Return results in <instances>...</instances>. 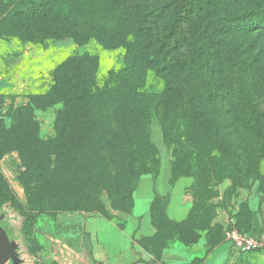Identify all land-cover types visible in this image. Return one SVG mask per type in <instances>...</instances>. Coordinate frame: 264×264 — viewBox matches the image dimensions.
<instances>
[{
	"label": "trees",
	"instance_id": "16d2710c",
	"mask_svg": "<svg viewBox=\"0 0 264 264\" xmlns=\"http://www.w3.org/2000/svg\"><path fill=\"white\" fill-rule=\"evenodd\" d=\"M89 1L94 11L84 9L87 0H0V8L15 5L13 15L70 21L82 38L98 39L93 30L105 20L113 35L106 47L124 49L122 63L102 84L95 55L86 71L76 59L47 93L62 104L54 139L40 137L33 104L21 108L32 117L18 146L32 207L96 211L106 190L115 208L127 210L138 180L159 175L160 152L151 137L156 117L167 143L176 127L193 135L204 126L226 159L231 195L258 184L264 202V0H143L146 7L139 8L131 0ZM221 128L229 132L222 135ZM4 129L1 124L0 134ZM233 211L241 228L263 221L249 199L238 198Z\"/></svg>",
	"mask_w": 264,
	"mask_h": 264
},
{
	"label": "rangeland",
	"instance_id": "374dc122",
	"mask_svg": "<svg viewBox=\"0 0 264 264\" xmlns=\"http://www.w3.org/2000/svg\"><path fill=\"white\" fill-rule=\"evenodd\" d=\"M87 1L84 9L94 11L96 5ZM151 3L147 0V4ZM130 5L146 7L143 0H131ZM0 9V125H5L0 134V215L10 217L2 224L21 244L15 264H264V252H241L226 240V232L233 226L253 235L264 230V202L257 192L258 184L251 190L237 187L234 193L239 191L253 209L262 210L263 221L241 228L233 217L240 197L231 195L233 180L224 171L226 159L204 126H196L193 135L176 127L167 143L159 118H154L151 137L160 152L159 175L163 167L167 174L166 194L157 192L159 175H143L127 210L115 208L106 190L101 194L104 205L96 211L42 213L32 207L23 182L26 168L18 149L25 142L29 116L21 108L33 104L40 137L54 139L56 116L62 104L55 102L58 96L52 98L47 93L55 91L65 73H71L76 59L78 67L86 71L92 67L95 55L99 59L98 83L102 84L109 71L122 63L124 49L106 47L113 35L105 20L93 30L100 36L98 39L82 38L84 31L69 29L70 21L68 24L62 19L13 15L15 5L10 3ZM107 16L103 14L102 18ZM190 24L191 21L185 27L187 31ZM121 42L114 41L118 45ZM169 117L172 120V115ZM228 132L221 128L222 135ZM5 139H9L6 148L1 145ZM261 170L264 172V162ZM174 196L178 203L189 207L191 217H171L169 205ZM146 213H150L155 225L154 235L136 238L135 234H124L136 227ZM80 238L87 240L86 257L77 256L72 247Z\"/></svg>",
	"mask_w": 264,
	"mask_h": 264
},
{
	"label": "crops",
	"instance_id": "0c3cea01",
	"mask_svg": "<svg viewBox=\"0 0 264 264\" xmlns=\"http://www.w3.org/2000/svg\"><path fill=\"white\" fill-rule=\"evenodd\" d=\"M165 167H163V171L160 173L157 183H156V188L157 192L159 194H166L168 192V186H167V174L164 172ZM178 187V186H177ZM177 192V191H176ZM176 196L173 197V200L171 201L169 205V214L173 219L176 220H184L189 216V207L184 205L183 203H178L177 202ZM221 216V215H220ZM219 216V217H220ZM222 219V216L220 217ZM6 220V219H5ZM8 220V219H7ZM8 229V235L12 240H15L17 243L20 244L19 240L15 237L13 232L9 228ZM156 233V228L152 223V218L150 213H146L145 215L141 216L136 227L132 228L131 230H127V233L125 232L124 234H129L132 236L133 234L136 235V238H141L142 236H152ZM77 242L74 243L73 240V248L75 249V252L81 255V257L84 255L86 257V252H84L85 248H87V240L80 238L79 240H76ZM92 259V258H91ZM93 260V259H92Z\"/></svg>",
	"mask_w": 264,
	"mask_h": 264
},
{
	"label": "built area",
	"instance_id": "2783aa9c",
	"mask_svg": "<svg viewBox=\"0 0 264 264\" xmlns=\"http://www.w3.org/2000/svg\"><path fill=\"white\" fill-rule=\"evenodd\" d=\"M226 240H228L236 250L241 252H264V230L258 235H251L241 232L235 227H231L226 232Z\"/></svg>",
	"mask_w": 264,
	"mask_h": 264
},
{
	"label": "water",
	"instance_id": "95a60500",
	"mask_svg": "<svg viewBox=\"0 0 264 264\" xmlns=\"http://www.w3.org/2000/svg\"><path fill=\"white\" fill-rule=\"evenodd\" d=\"M9 218L7 214L0 215V264H15L20 258L19 243L9 237L8 229L2 224V221Z\"/></svg>",
	"mask_w": 264,
	"mask_h": 264
}]
</instances>
